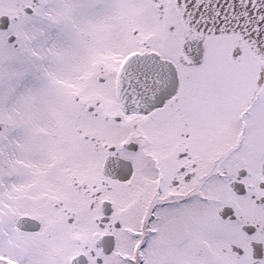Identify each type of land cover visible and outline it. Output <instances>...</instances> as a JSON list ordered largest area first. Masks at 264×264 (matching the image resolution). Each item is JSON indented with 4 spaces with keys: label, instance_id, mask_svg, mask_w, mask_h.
I'll use <instances>...</instances> for the list:
<instances>
[{
    "label": "snow or ice",
    "instance_id": "1",
    "mask_svg": "<svg viewBox=\"0 0 264 264\" xmlns=\"http://www.w3.org/2000/svg\"><path fill=\"white\" fill-rule=\"evenodd\" d=\"M0 264H264V0H0Z\"/></svg>",
    "mask_w": 264,
    "mask_h": 264
}]
</instances>
